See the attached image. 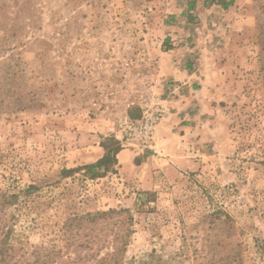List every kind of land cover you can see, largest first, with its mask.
Instances as JSON below:
<instances>
[{
    "label": "rangeland",
    "instance_id": "rangeland-1",
    "mask_svg": "<svg viewBox=\"0 0 264 264\" xmlns=\"http://www.w3.org/2000/svg\"><path fill=\"white\" fill-rule=\"evenodd\" d=\"M222 2L0 0L8 264L124 243L129 264H264V0ZM181 69L201 94L175 91ZM148 92L167 108L159 146L80 169Z\"/></svg>",
    "mask_w": 264,
    "mask_h": 264
},
{
    "label": "trees",
    "instance_id": "trees-1",
    "mask_svg": "<svg viewBox=\"0 0 264 264\" xmlns=\"http://www.w3.org/2000/svg\"><path fill=\"white\" fill-rule=\"evenodd\" d=\"M233 4V0L227 2H222L224 8ZM194 6L193 2H189V8ZM135 117V116H133ZM121 142L114 141L110 145H103L105 153L101 158L96 162L86 164L80 169H87L92 173V177L100 176L102 170L108 171L111 165L118 163L117 155L122 150ZM143 156H146V152ZM137 160V159H136ZM79 169V168H78ZM70 171H76L72 169ZM12 198L16 200L18 198L17 194H13ZM127 243L122 244L121 246L114 247V251L106 253L103 256H96L95 251L92 247H89V253L82 250L77 253L75 258H72L71 255L68 260H64L61 264H129L127 261H124V258H121L122 249L126 247ZM14 250L13 245H11L7 239L0 241V264H8V257H12L11 252ZM84 250V248H83ZM37 253V252H36ZM54 252L49 251L46 255L39 254L34 261L23 260L20 263L13 264H47L49 260L54 258ZM45 257V258H44Z\"/></svg>",
    "mask_w": 264,
    "mask_h": 264
},
{
    "label": "built area",
    "instance_id": "built-area-1",
    "mask_svg": "<svg viewBox=\"0 0 264 264\" xmlns=\"http://www.w3.org/2000/svg\"><path fill=\"white\" fill-rule=\"evenodd\" d=\"M153 96L152 92H148L140 97L138 101L139 117L130 116L129 110L126 108L117 121L121 145L134 149L137 154L154 149L155 134L167 113L165 105L160 102L155 103Z\"/></svg>",
    "mask_w": 264,
    "mask_h": 264
},
{
    "label": "crops",
    "instance_id": "crops-1",
    "mask_svg": "<svg viewBox=\"0 0 264 264\" xmlns=\"http://www.w3.org/2000/svg\"><path fill=\"white\" fill-rule=\"evenodd\" d=\"M229 1V0H227ZM250 0H233V4L232 5H246ZM176 78H178L179 80V87H175V91L176 92H180L181 90L185 91L186 93L189 94V97H191L192 95L195 94V92L197 94H201V90L199 88L196 89V87L199 84V80L195 78L194 72L191 71L190 69H181L179 71L178 75H175ZM180 106V105H179ZM181 122H183V120H181ZM178 123V127H183L182 123ZM169 118H165L159 125L158 129H157V134L156 137H159L158 140H156V145L159 146L160 142V137L163 136V133L169 129ZM184 128V127H183ZM185 129V128H184ZM127 155L126 153V149H123L119 152L118 156H123L125 157ZM121 164L122 161H121Z\"/></svg>",
    "mask_w": 264,
    "mask_h": 264
}]
</instances>
